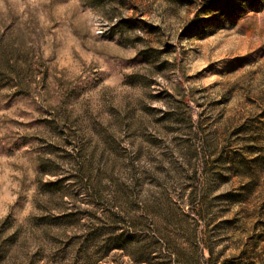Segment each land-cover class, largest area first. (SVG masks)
Returning <instances> with one entry per match:
<instances>
[{"label":"rangeland","instance_id":"1","mask_svg":"<svg viewBox=\"0 0 264 264\" xmlns=\"http://www.w3.org/2000/svg\"><path fill=\"white\" fill-rule=\"evenodd\" d=\"M0 264H264V0H0Z\"/></svg>","mask_w":264,"mask_h":264}]
</instances>
